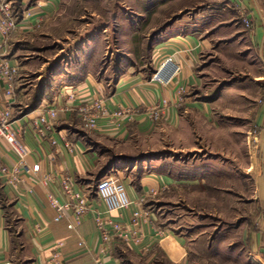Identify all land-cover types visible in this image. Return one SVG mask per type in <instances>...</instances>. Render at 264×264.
<instances>
[{
    "label": "rangeland",
    "instance_id": "374dc122",
    "mask_svg": "<svg viewBox=\"0 0 264 264\" xmlns=\"http://www.w3.org/2000/svg\"><path fill=\"white\" fill-rule=\"evenodd\" d=\"M47 1L2 0L15 25L23 13ZM56 3L53 22L40 16L32 31L19 39V62L27 74L55 72L57 60L62 57L66 58L67 70L78 56L73 53L78 46L86 62H91L90 58L97 60L102 80L116 79L129 71L131 75L138 73L151 79L162 63V60L157 63L154 48L164 32L174 26L186 31L193 24L196 32L202 31L206 45L195 67L201 81L194 97L213 100L223 92L225 101L212 107L219 124L217 132L208 128L203 134L195 127V140L201 146L195 152L200 154L204 150L213 156L218 154L219 158L210 157L207 160L210 165L195 168L198 173L204 169L210 172L209 176H198L195 182L200 186L175 194L170 189L157 193L148 197L143 207L162 229L190 230L194 242L189 264H264V127L255 122L257 108L264 105V59L251 37L256 23L264 27V0H56ZM236 4L249 10V28ZM183 96L181 91V99ZM90 138L97 144L102 164L120 165L130 160L131 167L135 165L133 177L142 171L154 174L157 166L167 172L168 164L179 157L177 152H183L180 158L184 160L199 162L202 157L187 153L191 151L186 140L172 139L170 128L165 126L145 135H138L134 129L126 141ZM111 167L113 173L92 179L91 191L101 178L117 175V169ZM171 198L178 203L172 204ZM9 226L12 231L20 226L11 215ZM252 235L258 236V242L252 240ZM120 249L127 264H172L161 253L149 259L132 254L127 246ZM253 251L261 252L262 256L251 254Z\"/></svg>",
    "mask_w": 264,
    "mask_h": 264
},
{
    "label": "crops",
    "instance_id": "0c3cea01",
    "mask_svg": "<svg viewBox=\"0 0 264 264\" xmlns=\"http://www.w3.org/2000/svg\"><path fill=\"white\" fill-rule=\"evenodd\" d=\"M57 7L56 0H48L44 4L32 7L23 13L14 32L7 38L0 34V60L6 59L11 65L18 66L15 80L17 99L13 106L14 125L25 128L39 109L49 107L53 103L72 104L73 101L61 97L64 89L69 92L75 91L76 105L82 101L89 102L102 98L106 100L109 112L125 106H139L141 112L132 122L123 121L120 126L112 124L109 118H102L98 120L94 130L88 131L91 133L84 130L77 113L59 114L54 133L56 146L40 141L31 130H24L21 138L29 150V157L26 173L23 174V183L17 189H13L0 179V264H95L98 258L102 259L103 264H127L121 246L129 247V251L138 257L150 259L156 253H161L169 263L189 264L190 248L194 242L190 230L165 229L163 236L152 239L154 230L158 227L154 223L145 226L146 237L139 246L114 240L111 243V252L102 254L100 236L91 217L87 216L75 230L67 228L72 222L69 216L54 221L55 211L48 203L47 194L50 193L60 199V191L54 185L43 186L39 180L46 174L68 170L74 177L76 188L89 193L93 188V178L113 173L110 170L113 163L107 166L101 163L102 157L96 148L97 144L95 145L90 137H110L126 141L134 129L138 135H145L157 132L165 126L170 128L172 139L186 140L188 150L191 151L187 153L202 157L199 162L184 160L180 158L183 152H177L179 157L168 164L170 170H165L167 172L157 166V172L154 174L142 171L136 177L132 176L135 165L131 167L130 160L127 159L129 161L127 164L112 165L111 169H117L118 176L115 175L125 185L129 200H137L151 188L162 194L165 192L162 188L165 187L166 190L170 189L171 194H175L185 188L189 190L191 186H200L199 182H195L197 178L209 176L210 172L204 169L198 173L195 168L210 165V161L207 162L208 158H219V155L213 156L204 150L196 154L198 152L195 151L200 150L201 146L195 140V127H199L203 134L208 128L217 132L219 124L214 118L212 107H218L225 101L223 92L213 100H199L194 97L193 92L199 88L201 81L195 73V67L206 45L202 31L196 32L192 28L194 24L191 28L187 27L186 31L174 26L160 36L159 44L154 48L155 59L159 63L161 60L164 62L171 58L174 65L166 73L164 83L151 81L150 78L144 79L138 73L131 75V71L117 76L116 79L110 77L102 80L98 73L97 60L90 58L91 62H86L78 46L74 47L73 53L78 55L72 63L74 65L70 63L67 70L66 58L62 57L57 60L58 70L55 72L36 71L27 74L19 62L20 47L17 45L19 39L21 35L32 31L40 16L43 20L49 19L53 22L52 16L57 12ZM251 37L253 44L258 46L261 58L264 59V27L260 23H256ZM93 62L96 65H93ZM179 89L183 90L182 99L179 97ZM4 99L3 84L0 82V103ZM163 100L168 102V106L162 107L158 118L155 121L147 119L144 115L145 109L161 104ZM256 112V124L264 127V105L257 108ZM80 131H84V134ZM65 142L72 145L71 151L65 147ZM14 162L15 158L9 146L4 140H0V166L9 168ZM34 164H38L40 170L36 178L31 177L30 173ZM255 187L258 192V185ZM171 203L178 202L171 198ZM100 209L104 207L101 206ZM10 215L15 217L20 225L15 231L9 226ZM112 216L118 223H126L129 219L126 211L113 212ZM40 223L45 224L46 228L36 234L33 227ZM257 237L252 235V240L256 239L258 242ZM211 240L210 242H216ZM79 242H83L84 246L80 247ZM143 247H147V250L144 251ZM251 254L262 256L259 251H253Z\"/></svg>",
    "mask_w": 264,
    "mask_h": 264
},
{
    "label": "built area",
    "instance_id": "2783aa9c",
    "mask_svg": "<svg viewBox=\"0 0 264 264\" xmlns=\"http://www.w3.org/2000/svg\"><path fill=\"white\" fill-rule=\"evenodd\" d=\"M237 11L240 14L246 27H250L249 10L241 4H236ZM16 28L7 4H3L0 0V34L7 38ZM253 33V28L251 30ZM173 62L168 58L161 63L158 70L151 78V81L164 83L166 81V73L172 68ZM18 75V66L11 65L6 59L0 60V82L3 84L4 101L0 103V140H4L10 148L15 158V162L11 167L0 166V179L4 184L17 189L23 183V174L26 173L27 159L29 150L22 142L21 135L24 130H31L33 134L42 142L48 143L50 146H56L57 141L54 138L55 125L59 118V114L77 113L81 118L83 126L88 130H94L97 127L98 120L109 118V121L120 126L123 121L132 122L134 117L140 114L139 106H125L109 112L105 99L97 98L92 101H82L78 105L74 104L77 100L75 91H67L64 89L60 94L69 102L53 103L49 107L41 108L30 119L25 128L16 127L13 121V106L17 99L15 88V80ZM182 89L179 91V97ZM181 98V97H180ZM168 106V102L163 100L161 104H155L145 109L144 115L147 119L156 120L162 110V107ZM65 147L71 151L72 145L65 142ZM39 165L31 166V177L39 173ZM40 183L47 187L49 185L56 186L60 191V199L48 193L47 200L50 207L55 211L54 221H59L66 216L72 218V222L67 225L69 230H75L90 216L95 225L101 240V253L108 254L111 252V243L119 240L127 245L139 246L144 241L145 226L153 224L154 219L142 208L148 197L158 193L156 189H149L143 196L135 201L129 200L125 185L117 176H106L101 178L94 191L85 192L76 188L77 184L74 177L68 170H62L56 174H46ZM163 187L162 190L166 191ZM103 206L104 209H100ZM118 211L128 212L129 219L126 223H118L113 219L112 213ZM45 224H35L34 233L38 234L44 231ZM165 234V229L156 227L152 235V239L159 238ZM80 247L84 246L83 242H79ZM146 251L147 247H143ZM95 264H103L102 259H96Z\"/></svg>",
    "mask_w": 264,
    "mask_h": 264
},
{
    "label": "bare ground",
    "instance_id": "6f19581e",
    "mask_svg": "<svg viewBox=\"0 0 264 264\" xmlns=\"http://www.w3.org/2000/svg\"><path fill=\"white\" fill-rule=\"evenodd\" d=\"M257 259V258H256Z\"/></svg>",
    "mask_w": 264,
    "mask_h": 264
}]
</instances>
